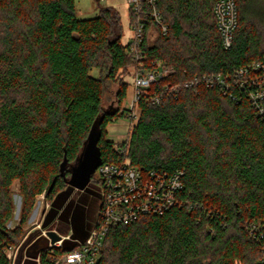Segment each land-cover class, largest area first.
Returning a JSON list of instances; mask_svg holds the SVG:
<instances>
[{
    "label": "trees",
    "instance_id": "obj_1",
    "mask_svg": "<svg viewBox=\"0 0 264 264\" xmlns=\"http://www.w3.org/2000/svg\"><path fill=\"white\" fill-rule=\"evenodd\" d=\"M214 1L156 0L167 31L146 36L143 50L172 74L152 90L194 74H230L264 59V0H234L237 24L229 48L216 30ZM98 9L78 18L74 0H0V264H9L2 248L21 241V226L39 194L51 202L42 225L59 209L60 229L67 230L78 215L65 181L68 168L62 175L60 165L75 160L110 105L117 110L105 112L97 144L101 163L121 160L105 127L120 112L135 63L121 42L117 9ZM198 88L167 91L155 105L142 98L124 142L129 163L144 172L183 170V204L110 228L95 264H263L264 119L237 88L231 95L217 86ZM15 180L19 223L8 228ZM252 223L263 225L262 236L249 233ZM89 227L77 219L72 233L84 237ZM34 234L23 241L16 264ZM38 240L27 247L23 264H38L36 257L51 264L52 255L76 245L64 239L60 247H48Z\"/></svg>",
    "mask_w": 264,
    "mask_h": 264
},
{
    "label": "built area",
    "instance_id": "obj_2",
    "mask_svg": "<svg viewBox=\"0 0 264 264\" xmlns=\"http://www.w3.org/2000/svg\"><path fill=\"white\" fill-rule=\"evenodd\" d=\"M126 3L131 34L125 50L135 63V68L120 112L107 125L122 126L130 130L141 114L142 98L145 102L155 105L167 91H174L182 86L198 92L201 85L217 86L224 95H231L235 88L243 91L255 112L264 119V59L241 65L230 74H194L182 82L164 86L163 90H152V86L169 77L172 70L158 60H148L143 44L146 36L151 39L157 31L166 33L167 25L163 23L157 10L156 0H126ZM212 9L221 44L223 48H229L237 24L235 1L215 0ZM119 118L125 121L121 122ZM126 141L120 144L114 142L113 145L121 160L102 162L95 169L100 204L87 237L82 241L77 240L72 249L52 255L51 264H95L110 228L126 225L145 215H161L170 208L183 204L178 197L182 188L183 170L168 172L165 169L153 168L142 171L138 166L130 164L126 158ZM42 194L44 196V193ZM42 214L44 216L45 210ZM262 227L263 225L252 223L249 233L254 237L262 236ZM41 233L47 237L46 231ZM64 239H70V234L61 235V239L54 243L49 240L48 247H60ZM23 241L2 248L9 264H16ZM28 245L22 249L19 264L29 258L26 255ZM32 259L39 264V257ZM260 261L264 264V253ZM235 264L242 263L236 261Z\"/></svg>",
    "mask_w": 264,
    "mask_h": 264
},
{
    "label": "rangeland",
    "instance_id": "obj_3",
    "mask_svg": "<svg viewBox=\"0 0 264 264\" xmlns=\"http://www.w3.org/2000/svg\"><path fill=\"white\" fill-rule=\"evenodd\" d=\"M99 6H112L117 9L120 14V22L122 27L121 42L123 44H126L129 41V37L131 34L129 27L128 6L126 0H74V8L76 16L78 18L93 17L98 13ZM126 81L128 82L129 86V84L131 83V77L127 76ZM107 98H105V101L103 103L104 107H107L110 103V100H108ZM124 99H126V96ZM119 121L123 122L125 120L123 118H119ZM105 129L106 137L117 144H120L128 139L130 130L122 126L107 125ZM11 194L14 204V211L11 220H9L6 224L9 228H13L19 223L21 196L19 194V184L17 180H15L11 185ZM69 198L73 201L75 206L74 209L76 210V213H78V215H75L74 219L72 220L69 219V222L67 224L69 228L67 230L60 229V226L63 223L58 217V214L60 212L59 209L57 210L56 216L52 221L49 222L48 225H42V221L44 219L42 211L45 210L46 213V211H48L49 207L51 206V202L50 200L46 199L43 194H41L36 197L29 216L27 217L25 223L21 226V235L23 234L21 240H26L28 236H30L32 233H35L32 239H36V237H39V240L36 244L44 245L45 242H47L48 246V237L43 236L41 233L42 231L47 230H55L58 234L64 236L70 234L69 241L71 243H75L77 242V240H80L79 236H76L72 233L74 224L77 222V219H79V223H82L84 228L87 224H90V226H92L96 210L100 204L96 171L92 173V177L87 186L83 190H77L73 188Z\"/></svg>",
    "mask_w": 264,
    "mask_h": 264
},
{
    "label": "water",
    "instance_id": "obj_4",
    "mask_svg": "<svg viewBox=\"0 0 264 264\" xmlns=\"http://www.w3.org/2000/svg\"><path fill=\"white\" fill-rule=\"evenodd\" d=\"M116 110V106L110 105L108 109L98 115L75 160L71 163H67L66 159L62 161L60 165V172L64 175V170L68 168L69 175L65 177V181L74 189L83 190L89 183L92 173L95 171L97 166L100 165V150L97 144L101 135L100 123L105 115V112L114 114ZM90 228L91 226L89 229ZM46 235L51 243L61 239V235L55 230H47ZM87 235L81 238L79 237L80 241L84 240ZM65 240L69 241V239ZM74 244H76V242L72 243V245Z\"/></svg>",
    "mask_w": 264,
    "mask_h": 264
},
{
    "label": "crops",
    "instance_id": "obj_5",
    "mask_svg": "<svg viewBox=\"0 0 264 264\" xmlns=\"http://www.w3.org/2000/svg\"><path fill=\"white\" fill-rule=\"evenodd\" d=\"M34 240H35V239H33V240L31 241V243H32ZM31 243H29V245H30Z\"/></svg>",
    "mask_w": 264,
    "mask_h": 264
},
{
    "label": "flooded vegetation",
    "instance_id": "obj_6",
    "mask_svg": "<svg viewBox=\"0 0 264 264\" xmlns=\"http://www.w3.org/2000/svg\"><path fill=\"white\" fill-rule=\"evenodd\" d=\"M91 177H92V175H91ZM91 179V178H90Z\"/></svg>",
    "mask_w": 264,
    "mask_h": 264
}]
</instances>
